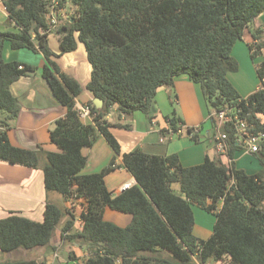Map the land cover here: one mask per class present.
Listing matches in <instances>:
<instances>
[{"label":"trees","instance_id":"16d2710c","mask_svg":"<svg viewBox=\"0 0 264 264\" xmlns=\"http://www.w3.org/2000/svg\"><path fill=\"white\" fill-rule=\"evenodd\" d=\"M62 10L69 2L75 14L55 30L47 32L54 5ZM15 30L0 31V161L32 169L42 167L46 191L65 199H83L82 230L71 235L75 216L54 203H47L43 222L12 212L0 219V252L20 248L32 250L50 245L56 229L66 216L63 240H81L91 249L84 264H202L211 258L222 264H264V178L249 175L235 166V154L242 150L236 131L225 125L229 137V164L206 156L204 162L184 167L178 155H149L135 150L123 155V167L137 184L114 195L105 178L116 168L115 159L99 173L84 175L88 164L85 148L102 136L116 155L121 146L111 132L114 125L105 117L117 107L120 115L142 112L150 120L155 99L162 87H172L176 78L186 76L200 86L208 109L233 108L241 119L253 125V133L264 131V61L257 66L263 87L243 98L228 75L238 71L232 57L235 45L246 29L264 13V0H2ZM55 33L62 54L84 44L92 66L88 90L103 100L92 111V124L80 119L76 98L80 84L65 74L54 60L49 34ZM262 31L253 32L251 57L263 55ZM12 49L40 52L47 64L42 77L53 95L67 109L51 131L58 152L26 150L13 146L8 137L21 104L11 85L35 73L36 67L6 62L4 45ZM177 133L184 126L176 111L165 117ZM127 128V127H126ZM196 128H188L198 141ZM264 168V147L253 154ZM179 184L182 196L173 185ZM223 202L222 207L219 204ZM215 215L212 235L195 236L193 206ZM106 208L132 216L127 227L106 221ZM172 255V260L164 256ZM0 264H40L35 260H6Z\"/></svg>","mask_w":264,"mask_h":264},{"label":"crops","instance_id":"0c3cea01","mask_svg":"<svg viewBox=\"0 0 264 264\" xmlns=\"http://www.w3.org/2000/svg\"><path fill=\"white\" fill-rule=\"evenodd\" d=\"M74 14L75 9L68 2L59 13L60 24L68 21ZM14 26L8 17L2 0H0V31L15 30ZM256 30L262 31L259 42H264V13L246 29L242 41L238 42L232 51V57L238 63V71L230 73L228 78L243 98H248L263 87L257 75V66L264 61V51L263 55L256 61L252 59L250 51V46L255 43L253 32ZM48 39L51 51L58 56L54 60L60 69L74 78L82 87V93L76 98V107L94 103L96 98L87 88L91 81L92 66L88 60L84 44L79 42L75 51L62 54L57 35L52 32ZM3 58L6 62H19L37 68L35 73L24 76L11 85V92L19 100L22 108L19 117L12 121V127L8 131L11 144L26 150L35 151L42 146L45 151L58 152L57 146L51 142L50 134L55 128L56 122L65 117L67 109L58 102L48 82L42 77V70L47 64L45 57L40 52L29 49L14 50L10 43H6ZM165 99L172 105V112L176 111L183 120L185 128L181 133L173 132L165 120V117L169 116L163 113L165 111ZM174 104L177 108L173 107ZM204 108L208 109L200 86L191 82L186 76L176 78L172 87L159 89L155 99V113L152 120L142 112L124 116L120 115L117 107L112 108L105 119L114 125L111 132L121 146V155H116L106 139L101 136L93 147L83 150L84 155L88 157V164L82 173H92V171L87 172L90 163H93L96 168L99 166L106 168L115 159L117 168L105 178V182L107 188L114 195H119L123 192L122 186L124 184L128 182L133 185L137 184L135 178L123 167V155L137 149L149 155L162 157L176 154L184 167L200 165L206 156L228 165L227 155L218 152L215 146L216 133L214 132L211 136V133L208 132L207 136H203L204 124L211 121V112L209 114L207 112L206 116ZM83 121L86 124L93 123L92 117ZM188 128L198 129V141L192 140L187 132ZM242 153H244L243 155L250 154L242 149L236 152L235 159L240 154L242 156ZM45 163L44 156L41 158V168L39 169L0 161V219L8 217L14 212L32 221L43 222L45 208L49 202L71 210L70 213L78 216L85 204L83 199L59 198L54 192L48 193L46 191L42 170ZM175 185L172 187L173 190H175ZM60 199H64V205H60L58 201ZM222 204L223 202L219 204L220 208ZM68 218L71 217L68 215ZM104 219L124 228L130 224L132 216L106 208ZM209 223L202 225L196 222L195 236L202 240L208 239L214 228V225ZM57 231L61 241L62 230L59 231L57 228L55 233ZM52 241L50 245L40 247L43 248V255H51L54 252L55 247L52 246ZM6 260L8 259L0 253V263ZM200 263L199 257L195 256L194 264ZM217 263L222 264L221 262Z\"/></svg>","mask_w":264,"mask_h":264},{"label":"rangeland","instance_id":"374dc122","mask_svg":"<svg viewBox=\"0 0 264 264\" xmlns=\"http://www.w3.org/2000/svg\"><path fill=\"white\" fill-rule=\"evenodd\" d=\"M259 58V57H258ZM258 58L255 59L258 60ZM174 108L176 107V104L173 105ZM164 109L165 111L163 113H166L165 115H170L172 112V105L170 104V102L168 100L165 99L164 101ZM205 113L207 116V112L209 114V112H213V110L211 109H205ZM216 125V124H215ZM214 123L211 121H208L204 124V132H203V136H207L208 132L212 134L215 132L217 133L216 127H215ZM87 149V148H86ZM245 151V150H244ZM86 153V152H85ZM244 153H242V156H237V158L235 159V166L237 169L240 170H244L247 174L249 175H259L260 177L264 178V168L263 166L260 164L259 160L256 158L255 155L253 154H248V155H243ZM104 168H101L99 166V168H96L94 166L93 163H90L89 166L87 167V172L92 171V173L90 174H94V173H99L103 170ZM97 171V172H94ZM84 175H89V174H84ZM174 192L180 196H182L181 190L179 185H175L174 186ZM57 196H59V198H63L62 195L55 193ZM60 205H64V199H60L58 200ZM200 207L198 206H193V210H194V215H195V219L196 222L198 224H210L209 222H211L212 225H215L216 222V217L215 215L208 213L205 209H199ZM64 210L67 212V209L64 208ZM69 212H71V210H68ZM81 212L79 211L78 216H75V227L74 230L72 231V233H70L71 235L73 234H77L79 232H81L82 230V222H81V217H80ZM68 216L65 217L64 221L60 224V226L58 227V230H62L66 221H67ZM69 219V218H68ZM62 235V232H61ZM54 238L52 243L55 247L54 252L50 255H43V248H35L32 250H27V249H23L20 248L17 251L11 252V253H1L2 255H4L6 257V259L10 260V261H14V260H24V261H32L35 260L40 264H84L85 261L91 256V249H89V247H87V245H84V243L79 240H63L61 239V241L59 240V232L57 231L55 233V236H53ZM164 256L166 258H168L169 260H172V255L169 253H164ZM201 264V263H200ZM207 264H218L217 261H215V259L211 258Z\"/></svg>","mask_w":264,"mask_h":264},{"label":"built area","instance_id":"2783aa9c","mask_svg":"<svg viewBox=\"0 0 264 264\" xmlns=\"http://www.w3.org/2000/svg\"><path fill=\"white\" fill-rule=\"evenodd\" d=\"M58 3L54 1L52 11L48 20L47 32L55 30L59 25V13L62 11L57 8ZM77 113L81 120H86L92 117L91 107L88 105L76 107ZM260 120L264 122V116H259ZM211 121L216 124L217 133L215 134L214 142L218 152L222 154L228 153L230 148L229 137L227 133L223 132L225 125H232L236 131V142L246 152L250 154L258 153L264 147V131L253 133V125H250L246 119H241L238 113L233 109L227 107L225 110H214L210 114ZM185 128L182 127L177 133ZM198 129H195V133ZM134 185L128 182L122 186L123 191L132 188Z\"/></svg>","mask_w":264,"mask_h":264},{"label":"water","instance_id":"95a60500","mask_svg":"<svg viewBox=\"0 0 264 264\" xmlns=\"http://www.w3.org/2000/svg\"><path fill=\"white\" fill-rule=\"evenodd\" d=\"M94 105L97 109H101L103 107V100L96 98L94 100Z\"/></svg>","mask_w":264,"mask_h":264}]
</instances>
